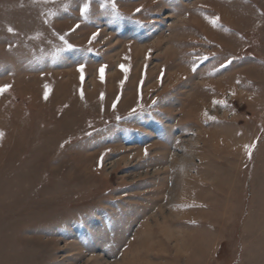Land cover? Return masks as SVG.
Masks as SVG:
<instances>
[{"label": "rangeland", "instance_id": "1", "mask_svg": "<svg viewBox=\"0 0 264 264\" xmlns=\"http://www.w3.org/2000/svg\"><path fill=\"white\" fill-rule=\"evenodd\" d=\"M5 86L0 264H264V0H0Z\"/></svg>", "mask_w": 264, "mask_h": 264}, {"label": "crops", "instance_id": "2", "mask_svg": "<svg viewBox=\"0 0 264 264\" xmlns=\"http://www.w3.org/2000/svg\"><path fill=\"white\" fill-rule=\"evenodd\" d=\"M263 214H261V216H259L258 218L254 219V221H258L259 219H262V222L259 223V226H253L254 228H252L251 224H249V222L245 221V225H244V239H243V243L245 244L247 240H249L252 236H256V237H260V234L262 235L264 232V220L262 218ZM248 243V242H247ZM250 247L246 246L244 247L247 248ZM255 258L257 259V257L255 256ZM250 260L252 261V259L250 258ZM253 262V261H252ZM259 261L256 260L255 263H258Z\"/></svg>", "mask_w": 264, "mask_h": 264}, {"label": "snow or ice", "instance_id": "3", "mask_svg": "<svg viewBox=\"0 0 264 264\" xmlns=\"http://www.w3.org/2000/svg\"><path fill=\"white\" fill-rule=\"evenodd\" d=\"M43 2H45V3H47V2H49V0H43ZM111 3H112V5H113V7H115V0H111ZM89 11V7L88 6H85L83 9H82V14L83 13H87ZM118 11V10H117ZM137 12H140L141 11V9H137L136 10ZM216 19V21H218L219 20V18L217 17V18H215ZM215 22V21H214ZM77 27H79V25H77ZM8 31L9 32H14V29H12L11 27L8 29ZM95 35L96 34H94L93 35V37H92V39H95ZM60 39L61 40H63L64 38L63 37H60ZM65 43L67 44V42L65 41ZM73 46L71 45V44H67V48L68 49H71ZM123 67V66H122ZM80 71H81V73H82V78H83V65H81L80 66V69H79ZM193 70H195V69H193ZM101 71V79H103V69H101L100 70ZM8 87H10V86H5L4 88H0V93H2V92H4V91H6L7 89H8ZM103 98V97H102ZM45 99H47V95L45 96ZM135 111V110H134ZM3 136H4V133L3 132H0V139H2L3 138ZM251 145H249V146H246V148H248L249 149V155H251Z\"/></svg>", "mask_w": 264, "mask_h": 264}]
</instances>
